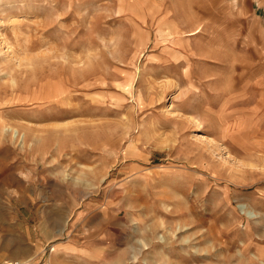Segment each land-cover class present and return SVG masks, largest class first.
<instances>
[{"label":"rangeland","instance_id":"374dc122","mask_svg":"<svg viewBox=\"0 0 264 264\" xmlns=\"http://www.w3.org/2000/svg\"><path fill=\"white\" fill-rule=\"evenodd\" d=\"M262 232L264 0H0V263L246 264Z\"/></svg>","mask_w":264,"mask_h":264},{"label":"bare ground","instance_id":"6f19581e","mask_svg":"<svg viewBox=\"0 0 264 264\" xmlns=\"http://www.w3.org/2000/svg\"><path fill=\"white\" fill-rule=\"evenodd\" d=\"M209 45V44H208ZM221 47V46H220ZM221 52V51H220ZM228 52V51H227ZM222 55V54H221ZM227 59V58H226ZM82 62V61H81ZM228 62H230V61H228ZM227 62V63H228ZM188 71V70H187ZM186 71V69L184 68L183 69V72H184V75H186L187 77L189 76V74H188V72ZM3 129H4V127H3ZM9 131V130H8ZM10 131H11V136H15V137H20L21 138V140H22V142L24 141V139H25V133L23 132V131H21L20 132V130L18 129V128H11L10 129ZM35 134V133H34ZM14 137V138H15ZM34 137V136H33ZM41 137V136H40ZM13 138V137H12ZM19 138V139H20ZM35 138V137H34ZM39 138V137H38ZM25 141H26V139H25ZM256 230H258V229H256ZM215 232V231H214ZM216 233V235H217V237L215 236V238L216 239H218V241H222L221 239H220V235L218 236V233L219 234H221L222 235V230H218V233L217 232H215ZM259 234H261V236H264V232H262V233H259ZM164 240H165V244L167 245H169V246H172L173 245V239L171 238V236H168V234L166 235V236H164ZM244 240H246V239H244ZM243 241V240H242ZM241 241V242H242ZM250 241H251V238L250 237H248L247 238V241H245L243 244H242V246H240L239 248V251H240V255H241V257L244 255L245 256V258L247 259V262H246V264H261L260 262H259V260H264V254H262V252H260L259 250H256L257 252H254V255L256 256L255 258L253 257V256H250L249 255V251H247V250H249V243H250ZM233 242H234V240H233ZM256 244V243H255ZM258 245V244H257ZM225 248H227V249H230L229 247H228V242L226 243V246H225ZM226 249V250H227ZM254 251V250H253ZM231 253H233V251H230L229 252V250H227V252H226V254H224V251L222 252V254H223V256L224 257H229L230 256V254ZM219 255V254H218ZM179 256L181 257V258H183V256H182V254L181 253H179ZM192 258H193V260L195 259V257H193L192 256ZM245 261V260H244ZM195 262V261H194ZM169 264V263H168ZM171 264H174V262H173V260L171 261ZM182 264V263H181Z\"/></svg>","mask_w":264,"mask_h":264},{"label":"built area","instance_id":"2783aa9c","mask_svg":"<svg viewBox=\"0 0 264 264\" xmlns=\"http://www.w3.org/2000/svg\"><path fill=\"white\" fill-rule=\"evenodd\" d=\"M0 264H23L20 260H11V261H6Z\"/></svg>","mask_w":264,"mask_h":264}]
</instances>
